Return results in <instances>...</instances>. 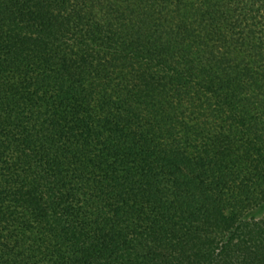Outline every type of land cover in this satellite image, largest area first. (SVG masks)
<instances>
[{
	"label": "trees",
	"instance_id": "trees-1",
	"mask_svg": "<svg viewBox=\"0 0 264 264\" xmlns=\"http://www.w3.org/2000/svg\"><path fill=\"white\" fill-rule=\"evenodd\" d=\"M0 264H264V0H0Z\"/></svg>",
	"mask_w": 264,
	"mask_h": 264
}]
</instances>
